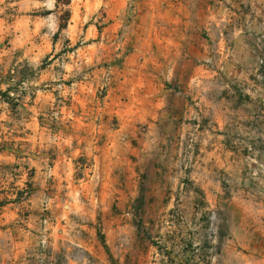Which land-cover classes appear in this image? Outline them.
<instances>
[{"label": "rangeland", "instance_id": "1", "mask_svg": "<svg viewBox=\"0 0 264 264\" xmlns=\"http://www.w3.org/2000/svg\"><path fill=\"white\" fill-rule=\"evenodd\" d=\"M0 264H264V0H0Z\"/></svg>", "mask_w": 264, "mask_h": 264}, {"label": "trees", "instance_id": "2", "mask_svg": "<svg viewBox=\"0 0 264 264\" xmlns=\"http://www.w3.org/2000/svg\"><path fill=\"white\" fill-rule=\"evenodd\" d=\"M2 94H3V95H4V94L6 95V92H3Z\"/></svg>", "mask_w": 264, "mask_h": 264}]
</instances>
